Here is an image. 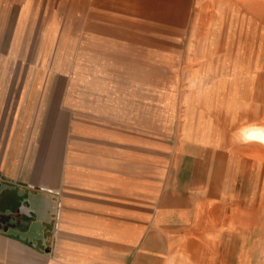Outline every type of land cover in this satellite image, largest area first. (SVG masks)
I'll return each instance as SVG.
<instances>
[{
	"label": "crops",
	"instance_id": "0c3cea01",
	"mask_svg": "<svg viewBox=\"0 0 264 264\" xmlns=\"http://www.w3.org/2000/svg\"><path fill=\"white\" fill-rule=\"evenodd\" d=\"M129 1L182 13L183 0ZM10 66L0 61V264H233L232 246L250 243L248 224L234 223V157L215 180H198L217 158L155 142L147 82L122 115L103 89L78 87L90 78L10 75ZM253 125L264 122L237 136ZM239 142L242 169L259 170L264 143Z\"/></svg>",
	"mask_w": 264,
	"mask_h": 264
},
{
	"label": "rangeland",
	"instance_id": "374dc122",
	"mask_svg": "<svg viewBox=\"0 0 264 264\" xmlns=\"http://www.w3.org/2000/svg\"><path fill=\"white\" fill-rule=\"evenodd\" d=\"M261 7V0H183L181 14L164 17L129 0H0V61L11 64L10 75L90 78L95 85L78 87L103 89L122 115L137 82L151 85L155 142L180 144L204 162L217 158L199 167L198 180L208 173L215 180L234 157V223L248 224L250 243L232 246L233 264H264V164L242 169L236 140L241 126L264 122Z\"/></svg>",
	"mask_w": 264,
	"mask_h": 264
},
{
	"label": "clouds",
	"instance_id": "9594fccd",
	"mask_svg": "<svg viewBox=\"0 0 264 264\" xmlns=\"http://www.w3.org/2000/svg\"><path fill=\"white\" fill-rule=\"evenodd\" d=\"M243 143H264V128H256L254 131L248 133Z\"/></svg>",
	"mask_w": 264,
	"mask_h": 264
},
{
	"label": "bare ground",
	"instance_id": "6f19581e",
	"mask_svg": "<svg viewBox=\"0 0 264 264\" xmlns=\"http://www.w3.org/2000/svg\"><path fill=\"white\" fill-rule=\"evenodd\" d=\"M253 123V122H252ZM247 126V125H246ZM246 126H244V127H246ZM249 126V125H248ZM241 128H243L242 126H241ZM256 128H262V127H257L256 125H253L252 127H248V129H244V130H242L239 134H238V136H237V140L238 141H243L244 140V138H245V136L248 134V133H250V132H252V131H254ZM264 128V127H263Z\"/></svg>",
	"mask_w": 264,
	"mask_h": 264
}]
</instances>
